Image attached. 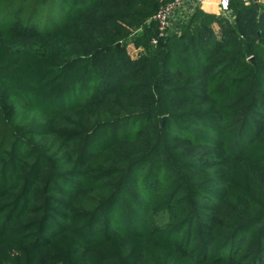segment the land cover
Segmentation results:
<instances>
[{
	"label": "trees",
	"instance_id": "1",
	"mask_svg": "<svg viewBox=\"0 0 264 264\" xmlns=\"http://www.w3.org/2000/svg\"><path fill=\"white\" fill-rule=\"evenodd\" d=\"M229 8L153 45L157 0H0V264H264V4Z\"/></svg>",
	"mask_w": 264,
	"mask_h": 264
},
{
	"label": "built area",
	"instance_id": "2",
	"mask_svg": "<svg viewBox=\"0 0 264 264\" xmlns=\"http://www.w3.org/2000/svg\"><path fill=\"white\" fill-rule=\"evenodd\" d=\"M199 1L200 0H157V11L150 20L156 25L157 36L151 40V43L153 45H156L159 40L165 39L169 34V30L172 26V22L175 18V15L185 10L187 6L193 7V5L196 2L198 3ZM242 1L245 4H249L251 0ZM229 3L230 0H219V15L224 16L226 18L230 17ZM129 48H131L132 51H130ZM128 50L132 54H135L136 52V49L131 44L128 45Z\"/></svg>",
	"mask_w": 264,
	"mask_h": 264
},
{
	"label": "crops",
	"instance_id": "3",
	"mask_svg": "<svg viewBox=\"0 0 264 264\" xmlns=\"http://www.w3.org/2000/svg\"><path fill=\"white\" fill-rule=\"evenodd\" d=\"M218 2L219 0H200L198 3L196 2L193 7L187 6L185 10L175 15L174 21L172 22V26L175 25V27H177L176 25L178 23L179 18L182 19L183 17L185 19L186 15H189L191 11L196 7H199L205 13L219 15ZM256 3L264 4V0H257Z\"/></svg>",
	"mask_w": 264,
	"mask_h": 264
},
{
	"label": "water",
	"instance_id": "4",
	"mask_svg": "<svg viewBox=\"0 0 264 264\" xmlns=\"http://www.w3.org/2000/svg\"><path fill=\"white\" fill-rule=\"evenodd\" d=\"M257 0H254V2H256ZM120 43L117 44V46H119ZM165 118H162V122H164Z\"/></svg>",
	"mask_w": 264,
	"mask_h": 264
},
{
	"label": "rangeland",
	"instance_id": "5",
	"mask_svg": "<svg viewBox=\"0 0 264 264\" xmlns=\"http://www.w3.org/2000/svg\"><path fill=\"white\" fill-rule=\"evenodd\" d=\"M129 49H130V51H132L131 48H129Z\"/></svg>",
	"mask_w": 264,
	"mask_h": 264
}]
</instances>
